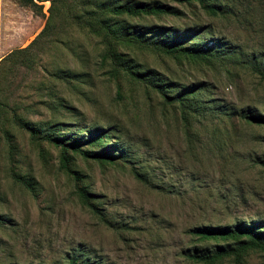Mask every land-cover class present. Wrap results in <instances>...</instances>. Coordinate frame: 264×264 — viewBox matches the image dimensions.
<instances>
[{"label": "rangeland", "instance_id": "obj_1", "mask_svg": "<svg viewBox=\"0 0 264 264\" xmlns=\"http://www.w3.org/2000/svg\"><path fill=\"white\" fill-rule=\"evenodd\" d=\"M132 2L171 12L104 8ZM49 5L39 13L0 0V264H66L72 255L83 264H206L189 255L224 241L200 240L194 228L253 224L264 235V125L243 117L264 115L255 71L264 67V0H54L39 34ZM162 39L215 56L193 61L145 45ZM108 50L168 93L195 90L183 108L167 102ZM98 130L107 134L82 148L114 156L68 151L77 174L65 172L46 135ZM210 264H264V250Z\"/></svg>", "mask_w": 264, "mask_h": 264}, {"label": "trees", "instance_id": "obj_2", "mask_svg": "<svg viewBox=\"0 0 264 264\" xmlns=\"http://www.w3.org/2000/svg\"><path fill=\"white\" fill-rule=\"evenodd\" d=\"M37 1H45V0H37ZM201 1V0H199ZM22 5H30L39 13L41 12V4L35 3L33 0H20ZM50 5L48 7V15L46 17L44 26L42 27L39 34H42L47 29V25L51 19V10L52 3L54 0H49ZM209 8L213 7L211 5H207ZM107 12L119 15V14H129V15H139V14H160V13H170L171 9L166 5H163L158 2L153 3H144V2H132L128 4H118L113 3L111 5L104 6ZM124 26V25H123ZM120 26L119 29L123 30L124 27ZM123 35V32L121 33ZM146 46H151L157 50L163 51L164 53L172 54L175 57L182 56L189 60H201L206 61L209 57H214V48L202 49L201 47H192V46H182L179 42H169L166 39H162L160 44L145 43ZM108 56L112 59L115 65L121 66L123 70H125L129 75H131L134 79L145 80L151 87H153L164 99L165 101H176L183 108L184 101L189 100V94L195 90L194 88L188 90H177L174 93H168V87L164 83L155 82L152 79H148V77H143V72L140 70L134 69L133 64H129L126 60L120 57L118 53H115L113 50H108ZM256 73L259 77L264 81V67L260 68L257 66L255 68ZM243 117L247 119L253 120L256 124L264 125V115L262 114H252L248 113L247 115H243ZM26 129L31 132V134H35L39 131L35 127L31 125H26ZM107 132L104 130L91 131L88 132L87 135H69L64 138H60L54 135H46L48 140L61 147L60 152V166L61 168L70 174H73L76 177V171L71 169L68 165L69 157L68 151H72L78 153L82 157H91L96 160L103 159H111L110 157L114 156L113 154H109L108 151L101 150H93V149H84L82 148L83 144H95L100 138L105 136ZM136 177H141L140 174L136 171H133ZM76 193L81 200V202L94 213H98L103 222L109 224L106 221L104 215L98 212V208L96 207V203L90 199L93 193L88 192L84 186L77 185L75 186ZM193 233L200 240H221L224 241L223 244H218L214 246L213 252H195L193 251L189 257L198 262H203L206 264L213 263L219 260L222 257L229 256L230 254H234L238 256L241 252L245 251L248 248H258L264 250V235L260 228L257 225H248L242 226L236 224L234 226H210L204 225L200 227H196L193 229ZM66 264H83L82 261L76 257V255H72L68 258Z\"/></svg>", "mask_w": 264, "mask_h": 264}, {"label": "built area", "instance_id": "obj_3", "mask_svg": "<svg viewBox=\"0 0 264 264\" xmlns=\"http://www.w3.org/2000/svg\"><path fill=\"white\" fill-rule=\"evenodd\" d=\"M35 3L41 4L43 3V1H37V0H33Z\"/></svg>", "mask_w": 264, "mask_h": 264}]
</instances>
